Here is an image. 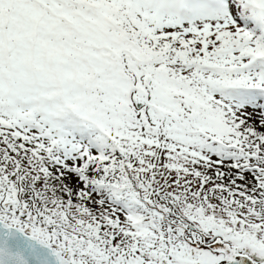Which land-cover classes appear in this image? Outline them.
Instances as JSON below:
<instances>
[{
	"label": "snow or ice",
	"instance_id": "1",
	"mask_svg": "<svg viewBox=\"0 0 264 264\" xmlns=\"http://www.w3.org/2000/svg\"><path fill=\"white\" fill-rule=\"evenodd\" d=\"M0 264H264V0H0Z\"/></svg>",
	"mask_w": 264,
	"mask_h": 264
}]
</instances>
